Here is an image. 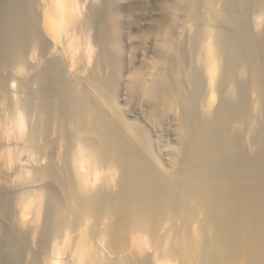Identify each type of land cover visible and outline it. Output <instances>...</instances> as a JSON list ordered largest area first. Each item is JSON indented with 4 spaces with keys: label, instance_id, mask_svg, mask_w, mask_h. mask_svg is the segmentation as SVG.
Masks as SVG:
<instances>
[{
    "label": "bare ground",
    "instance_id": "6f19581e",
    "mask_svg": "<svg viewBox=\"0 0 264 264\" xmlns=\"http://www.w3.org/2000/svg\"><path fill=\"white\" fill-rule=\"evenodd\" d=\"M29 1H26L29 4L25 7L23 5L27 3L22 4L19 0L14 5L9 2L8 5L13 7H4L10 10L3 9L10 13L4 12L0 17V69L30 70L32 77L28 78L27 83L39 86L36 87L37 90L28 92L30 94H26V99H22L24 96L20 98L21 102L16 104V109L13 106L8 111V116L12 118V129L17 135L22 134L24 118L27 117L28 135L25 136V141L28 143L26 150H29L31 158L32 175L30 179H25L28 176L24 173H29L27 169L19 175L26 184L42 186H36V190H26V193L24 191L21 218L24 220L31 214L30 208L37 205L36 199L38 202L39 196L48 198L45 203L50 208V222H46L51 223L47 225L52 227L49 228L51 234L46 238V263L60 264L65 261L62 260L63 251L68 249L66 246L69 244L71 247L69 246L68 256L73 259V264H88V255L93 264H102L98 257L108 256L104 250L106 248L117 256L122 255L120 259L107 260L109 264H165L168 261L170 264H264V154L261 151L262 157L257 158L255 155L260 154L259 150V154L250 155L254 152V147L250 146L253 148L252 151L249 149L250 154L241 150L244 149L243 146L240 147L244 139H250L248 143L253 146H256L255 142H259V134L264 139V41H259L261 50L253 51L251 46L258 41L249 34L248 26V20L251 21L252 16H264V0L206 1L205 5H210V8L215 7L217 2L224 3L218 14L227 20L228 25H232L229 27L232 32L227 27L226 29L233 34H225L227 31L222 33L217 27L221 32L219 34L216 30L218 25L212 20L218 14L216 11V15L210 10V13L207 12L210 14H206L209 16L207 18L216 26L211 22L205 24L206 28L200 30L197 47L192 49L195 50L193 55L196 56L198 66H195L197 68L193 69L192 75H188L191 76L188 81H192L190 84L193 88L192 92L188 91L190 94H182V91L174 88L168 75L170 71L165 74L160 71L161 62L169 58L159 55L157 61H151V49L146 55L142 52L139 54V65L150 62L155 69L140 72L142 83L146 82L144 93L153 95L157 101L155 103L164 105L162 108L166 104L167 107L173 104L177 106L174 112L177 115L174 117L172 112L173 115H168L166 121L169 140L171 139L172 145L176 143L177 147H170L169 140L168 144L164 143L167 145L161 143V147H153L151 142L150 147L145 142V137L147 132L155 133L156 128L153 124L155 130L151 129L152 125L144 121L143 117L141 121L145 124L140 121L143 123L141 125L140 122H128L131 121L129 119L121 121L123 117H120L119 112H115L117 119L113 113H106L109 106L105 105L103 90L107 81L100 75L104 67H101L103 64L98 60L100 55L94 53L95 40L87 32L85 35L84 28L82 31L86 37L77 36L76 32L67 33L76 21L80 23L76 18L80 12V4L76 0H37L41 4H37L35 0ZM75 10L78 12L75 13ZM86 23L88 19L83 24ZM79 27L82 29L83 25ZM87 27L90 28L86 26V29ZM73 29L75 31L76 27ZM81 29L78 33L82 32ZM87 30L90 34L89 29ZM83 34L80 33L82 36ZM51 49L59 56L55 55L59 59H51L52 62L50 58L49 61L46 60L47 52L52 53ZM64 58L70 62V66H67L69 69L74 67L73 71L69 70L73 74L68 75L70 77L66 74L68 68L63 64ZM90 61L93 64L92 73L86 79H81L80 73H84ZM130 72L126 71L124 77L128 78L126 73ZM2 75L3 73L0 76V98L5 96L1 94L11 85L10 81L15 79H11L9 74ZM124 85L123 81L121 86ZM230 87L232 91L229 92L232 93L224 94L225 88L230 90ZM216 98L219 105L216 104L218 107L215 108L212 105L216 103ZM102 104L108 108L105 110ZM254 106L258 108L256 114H262V120L254 113ZM147 107L154 106L152 104L145 106ZM167 107L164 109L168 110ZM211 107L218 109L213 112ZM172 108L174 110L173 106ZM5 113H2L5 116L1 117V121L7 117ZM259 120L263 122L261 127L257 125L262 133L255 128L260 123ZM5 124L7 125V121ZM147 124L149 130L144 128ZM236 124L244 131L240 130L239 134H248L243 139L237 134L238 131H233L242 139L237 141L241 142L240 145L235 144L239 137L233 138L230 133L231 130H236L233 129L237 128L234 126ZM256 130L260 133L254 135ZM157 134L159 133L153 136ZM156 138L158 140L159 137ZM26 145L24 144L25 148ZM9 160L7 157V161ZM32 215L33 218L37 216L34 212ZM70 215L75 218L74 224L68 220V217L71 219ZM89 221L93 224L90 225ZM21 224L24 225L23 222ZM92 226L96 227L95 231ZM65 230L71 231L70 233L75 231L76 235L72 238ZM107 234H113V238L107 239ZM106 239L110 245L103 247L102 243ZM109 240L111 241L108 242ZM127 245L134 249L133 254L130 253L132 248ZM146 246L151 249L148 256L145 255L147 251H144ZM125 249L130 257L131 254L137 257L142 254L147 258L143 261L140 256L141 262L138 258L136 260V256H132L133 261L128 254L126 256ZM90 261L89 264H92Z\"/></svg>",
    "mask_w": 264,
    "mask_h": 264
},
{
    "label": "rangeland",
    "instance_id": "374dc122",
    "mask_svg": "<svg viewBox=\"0 0 264 264\" xmlns=\"http://www.w3.org/2000/svg\"><path fill=\"white\" fill-rule=\"evenodd\" d=\"M12 1L15 3L18 0H12ZM19 1H21L22 4H24V3H27L29 0H19ZM76 1L78 2L77 4H80L79 5L80 7L78 8L80 12L78 13L79 14L78 17L76 16V18H78L80 20L79 21L80 23H77V21H76L77 19H76L75 20L76 23L74 25H79V26L83 25V27L81 29V27L74 26L72 24L73 26H71V28L69 27L70 29L67 30L68 31L67 33L70 34V32H72V33L76 32L77 36L84 37L86 35V32H87V35L92 36V38L95 40L96 46L94 47V53H96L97 56L100 55V56H98V60L100 61V63L102 62L101 64H103V65H101V67H104V68H102L103 70L100 72V75L104 78L105 81H107V82H105V85H104L105 89L103 90L106 93V94L104 93V97L106 98L104 101L106 102V104L104 103V101H103V104L109 106V108H108V106L104 105L105 106V108H104L105 110L108 108L106 113H108V115H109L110 112H111L110 115L113 113L114 117H116V119H117L118 117H117L116 114H118V112H119V114L120 113L122 114V115L120 114V117H123V119L121 118L122 119L121 121H124V120L128 121V119H129L131 121H128V122H136V123L137 122L139 123L141 121L142 117H143L144 121H146L149 125H152V126H150L151 129L155 130V128H156V130H155L156 132L155 133H159V134L153 136V134H155L154 132H153V134H151L152 133L151 131L147 132L148 134L146 135V137L149 138V139H146V137H145V142H147V144H149V145L152 142L151 145L153 147H155V146L156 147H161L162 144L167 143V141L170 138L168 133H167V129H168L167 126L168 125H166V123H167L166 121H168L167 120L168 115L171 116L176 111L175 108H177V106H175L173 104L172 105L174 107V110H173L171 105L167 107V104H166V106L164 107V108H166V107L168 108V110L166 109L167 110L166 111L164 108H162L164 106L163 104H162L163 106L162 105L159 106L158 103H155L157 101L155 100V98H153V95L146 94V92L144 93L145 90H143V89H144V85H145L146 82L144 84L142 83L141 77H139L140 76V72H142V70H144V69L150 70V69H154V68L151 67V63L150 62L148 64L146 63V64L139 65L138 64V56H139V54L141 52L145 53L144 55H146V54H148L149 51L152 50L153 55L151 57V61H157V57L159 55H163V56H165V58H169V60L166 59V60H163L164 61L163 63L161 62L162 66L161 65H159V66L162 69L160 68V71L161 70H162L161 72L164 71L163 74L169 73V71H170V73L168 75L171 77L172 81L170 80V82H171L172 85L174 84L173 85L174 88L177 89L178 91L179 90L182 91L181 92L182 94L183 93L184 94L185 93L186 94L187 93L190 94V92H192L191 89H193V88H192V85H191L192 81L191 82L188 81V79H190L191 76L188 77V75H192L193 69L195 70V68H197L195 66H198L196 64V59H195L196 56H194L195 55L194 54L195 50H192V49H195L197 47L196 45H197V43L199 41L198 37L201 34L200 30L203 29V28H206V26L208 24H210V22L213 23L212 22V20H213V21H215V23L218 26H216L215 23H213L215 25H213V24L212 25L216 26V28L218 27L222 33L227 31L225 34H227V35L233 34V33H230V31L232 32V29L229 28V27H232V25L231 26L228 25L227 22H226L227 20L224 19L222 16L219 17V14H218L223 9L222 7L224 6V3L222 4V2H217L218 4L214 5L215 7H211L210 8V5H205L207 0H79V1L76 0ZM9 2H10V4L14 5V3H12L10 0H0V17H2L4 15V12H5V14L10 13V12L6 11L8 8H12L13 7L10 4L8 5ZM30 2L31 1H29V3ZM35 2L37 4H41V3H38L37 0H35ZM29 3L24 4L23 6L25 7V5H28ZM207 6H209V7L206 8ZM4 7H8V8H4ZM3 9H6V10H3ZM211 9H213V10H211ZM1 10H3V11H1ZM8 10H10V9H8ZM209 10H210V12L211 11L214 12L215 15H216V13L218 14V15L214 16V18H212L211 21H209V19L207 18V17L210 16V14H208V13H210ZM215 11H216V13H215ZM77 12L78 11L75 10V13H77ZM206 14H208L209 16H206ZM259 16L258 17H257V15L256 16H252L251 21L248 20L249 21V23H248L249 25L248 26H249V31H250V32L249 31L248 32H249V34L250 33L252 34V37L255 36L254 38L255 39L257 38L256 40L258 41L257 42L258 43V47H257V43H256V45L251 46L252 50L253 49L254 50L260 49L261 50V48L263 47L262 48V52H263L264 44L261 47L260 44H259V41H261L260 43H262L264 41V37H263L264 36L263 35L264 34V29H263L264 28L263 27L264 26V20H263L264 16H262V15H261V17H259ZM87 19H88V23H86V25H84L85 22H87ZM207 19H208V23L206 21ZM253 19H254V21H253ZM144 20H145V22H148V21H151V22H148L149 23L148 24V23H145ZM217 22H219V23H217ZM90 23H91L92 26L90 25ZM92 23H94V24H92ZM205 24H207V25H205ZM259 24H260V26H259ZM204 25H205V27H204ZM86 26H90V28L87 27V29H89V33L91 32L90 34H88V30L86 29ZM73 27L74 28L76 27L75 31H72V30H74ZM226 27H227L228 30H230L229 32L226 29ZM257 27H259V28H257ZM83 28L85 29V35L83 34L84 31H82ZM196 28H198V29L195 30ZM216 28L214 27V30ZM218 28L216 29L217 31L219 30ZM223 28H225V29H223ZM80 29L82 31L80 33L83 34V36L80 35V33H78V30L80 31ZM250 29H252V30H250ZM220 31H218L219 34L221 33ZM234 35H235V33H234ZM193 37H195L194 41H193ZM148 48H149V50H148ZM51 52L52 53H50V54H48V52H47L46 60L48 59V61H49V58H50V62H52V60H54L56 58L59 59L58 58L59 56L57 55L56 52L54 53L52 49H51ZM55 55H57L58 57L55 56ZM166 55H168L169 57L168 56L166 57ZM185 56H187V57H185ZM262 56L264 58V53H263ZM66 59H65V61H66ZM106 59L108 61H106ZM170 59H171V61H170ZM174 59H175L176 62L174 61ZM62 61H63V64L65 63L64 65H66V68H68L70 66L69 65L70 64L69 60H67L68 62L67 61L65 62L64 60H62ZM90 62L91 63L88 64V67L87 68L85 67L86 69L84 68L85 69L84 73H80L81 79H83V78L86 79L87 75L89 73H92L91 69H93V64H92V61H90ZM167 62H168L169 65H171V63H173L174 65L172 64L171 67H170L167 64ZM109 63H110V65H109ZM189 64H190V66H189ZM40 66L42 67L43 63ZM172 68H174V69H172ZM72 69L74 70V67H72L70 69L68 68V73L69 74L66 73L67 77H70V76L73 75L72 72H70V71H73ZM186 69L189 71V73H188V71ZM9 70L10 69H0V73L1 74L2 73H3V75L9 74V75H11L13 77V78L10 77L11 79L15 78L14 80L10 81L11 85L6 87L7 88L6 90L8 91V93L5 90L4 93L1 94L2 96L3 95H5V96H3V98L2 97L0 98L1 99L0 100V113H1L0 119H1L2 116H5L2 113H5V111H6L5 114H7L6 115L7 117L4 118L7 121V125L5 124L6 121L4 122V119L2 120L3 122L0 120V122L3 123V124L0 123V132H1L0 133V135H1L0 136V145H1V147H0V211H1V213H0V264H45L46 263L45 250H46V247H47V244H46L47 243V239L46 238L51 234L50 229L52 227V225H51V227L48 226L51 223H49V224L47 223V222H50L49 219H48L50 208L48 206H46V203L48 202V198L45 197L44 195H41V198L39 196L38 197L39 198L38 202H37V199H36L37 205L36 206L32 205L31 208H30L31 214H29L27 216V218H25L24 220H23V218H21V212H20L21 200H23L24 195L26 193V190H34L37 185L34 186L35 184L33 185L31 183H27L28 184V186H27L25 181L24 180L22 181L21 176L19 175V174H21V175L23 174V173H21V171H23V170H24L23 172H26L28 170L29 173H30V174L27 173V172L24 173V174H27V176H28V177L25 176V177H27L25 179H30L31 175H32L31 172H30L32 170L30 168V166H31L30 164L31 163H30V160H29L31 158H29V156H30L29 150H26V149H28L27 148L28 146L26 145L28 143H26V141H25L26 140L25 136L28 135V134H26V133H28L27 132L28 123L26 125V120H25V118H27V117L25 116V118H24L25 122H24V129H23L22 134L17 135L15 133V131L12 129V126H13L12 118H9V116H8V111L11 110V108L13 106L16 109L17 108L16 104H19V102H21V101H19V100H21L20 98H22L24 96L22 99L23 100L26 99V97H28L27 95L30 94L28 92H32L34 89L37 90V88H39V86L37 84H36L37 86H34L35 84L32 86L31 84L27 83L29 81L30 77H32V74H30V73H32V71L29 70L27 72L25 70H23V71L20 70L21 71L20 72L18 69L17 70L14 69L15 71L14 70L9 71ZM128 70H130L131 72L130 73H126L128 75V76L126 75L128 77V78H126V77H124V75H125V72L128 71ZM154 70H152V73H153ZM1 74H0V76H1ZM154 74H156V73L154 72ZM3 75H2V77H3ZM68 75H70V76H68ZM5 76H7V75H5ZM242 77H244V76H242ZM125 78H126V80H125ZM134 78H136V79H134ZM179 78H181V79H179ZM177 80H178V82H177ZM123 81L125 83L124 87L121 86V84H123ZM138 81H139V83H138ZM185 81H186V83H185ZM133 82H135V84ZM29 85H31V86H29ZM179 85H180V87L178 88ZM183 85H184V87H182ZM190 86H191V88H190ZM226 89L227 88H225V92L223 91L224 94L232 93V92H229V91H232L231 87H230V90L227 89V92H226ZM188 91H190V92H188ZM141 94H142V96H141ZM107 97L110 98L111 100L108 99ZM189 97L191 98L192 96H189ZM217 98H216V103L214 102L215 105L214 104L212 105L213 107L215 106V108H216L217 105H219V104H217L219 98H218V100H217ZM253 98H254V95H253ZM234 100H236V99H234ZM149 102L151 104H149ZM103 104H102V106H103ZM152 104L155 107V109H152L154 107L145 108V106L152 105ZM9 106H11V107H9ZM8 107H9V109H8ZM112 107L114 109H112ZM213 107H211V108H213ZM211 108H210L211 112L213 111V109H214L213 112H215V110L217 111V109H218V108L217 109H215V108L211 109ZM254 108H253L254 109L253 111L256 114V112H258V108H257V106H254ZM153 110L156 111V112H154ZM152 111H153V113H152ZM115 112H117V113L115 114ZM178 112L179 111L177 110V113ZM152 114H154V115H152ZM260 114L261 113H257L256 115H257V117L259 116L258 118L260 120H262L263 116L261 114V116H262L261 117ZM135 115H137V116H135ZM159 115H160V117H159ZM176 115L174 113L173 116L175 117ZM111 117H113V116H111ZM137 117H140L139 118L140 120L139 119L136 120ZM150 118H151V120L153 122L150 120ZM262 121L264 122V120H262ZM141 122H143V121H141ZM141 122H140V124L143 125L144 122L143 123H141ZM263 122H261V121H260V123L258 122V124H256V126L257 125H259V126L261 125L262 126ZM4 124L6 125L5 126V128H6L5 129V133L3 132ZM148 124H147V127L145 126L144 128L148 129L149 128ZM153 126L155 128H153ZM234 126H237V128L236 127L233 128ZM234 126L232 128L236 129V130H231L232 132L229 131L230 133H232L231 136H233V138H236V137H239L238 135H241L240 137H243V139L246 138L245 136H247L248 134L245 135V136L243 135V134H246V133H243L244 131L242 130V127L240 126L241 127V129H240L239 125H237V124L234 125ZM256 126H255V128H257V130H259V128L261 127V126L260 127L259 126L256 127ZM253 127H254V125H253ZM163 130H164V132H163ZM240 130L243 131V132H241L242 134L241 133L239 134ZM257 130H256V132L255 131L253 132L254 135L257 132H258L257 134H259L262 131V129L259 130L260 132L257 131ZM233 131H236V132L238 131L237 132L238 135L236 134L237 135L236 136L235 135L236 132L233 133ZM2 132L5 135H3ZM160 132H161V134H160ZM262 132H264V131H262ZM6 133H8V134H6ZM151 136H153L154 138L153 137L151 138ZM157 136L159 137L158 140L160 139L159 141L156 140ZM259 136L261 137L262 134H259ZM53 137H54V135L51 136V138L54 140ZM240 137L237 138L236 142L234 140L235 144L237 143L238 145H240L241 142L240 143L237 142L239 140L242 141V139H240ZM260 137H259V142L260 143L257 141L258 143L255 142V144H254L256 146L250 145L248 143V142H250V139H248V141L246 139H244L243 140L244 144L242 143L241 146H240V147L243 146L242 148H244V149H241V150L243 152H245V153H249L250 150L251 151L253 150V148L252 149L250 148V146H252V147H254V150H253L254 152H251V154L250 153L249 154L250 155H252V154L255 155V153L259 154V151H260V154L259 155H255V156H258L257 158H260L259 156L262 157L261 151L264 154V152H263L264 149H262V148H264V145H261V144L264 142V139L262 137L261 138ZM165 138L166 139L168 138V139L166 140ZM247 138H249V136ZM22 139H24V140H22ZM154 141H156V142L154 143ZM170 141H171V139L168 142H170ZM23 142H25V143H23ZM40 142L42 143V141H40ZM158 142H160V144L161 143L162 144L158 145L159 144ZM246 142L249 144V146L247 145ZM18 144H20V145H18ZM24 144L26 145V148H25ZM167 144H164V145H167ZM151 145H150V147H152ZM168 145L170 147H177L176 143H175V145L174 144L172 145V143L168 144ZM240 147H239V149H240ZM245 147H247V148H245ZM259 147H261V149H259ZM17 150H19V151H17ZM246 150H248V151L246 152ZM16 151H17V153H16ZM27 151H28V153H27ZM14 154H16V155H14ZM17 155H19V158H18ZM6 156L9 157V159H10L9 161H7V157ZM27 161H29V162L27 163ZM27 167L30 168V169H28ZM21 168H23V169H21ZM16 170H18L19 172L16 171ZM16 172H17V174H16ZM21 185H24V186H21ZM39 185L40 184H38V186ZM29 188H31V189H29ZM38 188H36V189H38ZM19 191H21V192H19ZM24 191H25V193H24ZM18 193H20L19 194L20 196L18 195ZM22 194H23V197L21 196ZM45 200L47 201L46 203H45ZM33 212H34V214L35 213L37 214V216L34 217V218H33V215H32ZM46 212H48V213H46ZM41 215H42V217H41ZM44 215H46V217H43ZM70 216H71V219H70V217H68V220L72 224H74V222H75L74 219L75 218H74L73 215H70ZM43 218L45 219L44 221H43ZM46 220H47V222H46ZM52 220H54V219H52ZM21 222H23L24 225L21 224ZM91 223L92 222H90V225L93 224V223L92 224ZM92 229H94L93 231H95L96 227L92 226ZM165 229H166V227L163 228V230H165ZM65 231L67 232L68 230H65ZM70 232L71 231H69L67 233L71 234V237L73 238V235L75 236L76 232L75 231H74V233H73V231H72V233H70ZM108 233H110V231H108ZM105 235H106V233L104 234V236ZM107 235H109V234H107ZM111 235H113V234H111ZM111 235H109L108 237L106 236V238L107 239L113 238V237H115L116 234L114 233L113 237ZM71 237H70L69 240L72 239ZM104 238L102 237L103 240H105ZM9 239L11 241L13 239V241L11 242V241H9ZM107 239H106V241H103L104 242V243H102L103 247H104V245H105V247H107L106 245H108V244L110 245V243H107ZM110 241L111 240H109L108 242H110ZM114 242L117 243V240L114 239ZM68 243L71 244V241H69ZM119 243H120V241H119ZM5 244H9V245H5ZM14 245H16V246H14ZM39 245L42 246V247H40ZM67 245L68 246H66V247H68V249L65 248L66 251H63L64 252V254H63L64 257L62 256V260H65V261L61 262L60 264H67V262H68V264H73V262H74L73 259H70V257L68 256V254H69L68 251L70 250V248H69L70 245L69 244H67ZM98 245L100 246V243H98ZM91 247H93V246L91 245ZM110 247H112V246H110ZM127 247H129V245H127ZM127 247H126V249H127ZM129 248H132V247L130 246ZM129 248L127 249L128 251L130 250ZM149 248H150V246H148V247L146 246V250L144 248V251L145 252L147 251L146 254H145L144 251H141V252H144L143 254L148 256V254L151 253V249H149ZM8 249H10V250H8ZM106 249H104V250H105L106 255H108V256L102 257L100 255L103 254V253H101V254H99L100 257H98V259H99L98 261L102 262V264H109V263H107V260L109 262V260L112 261V259L113 260H116L117 258L120 259V257L122 256V255L118 254V256H119L118 257L110 249H107V250ZM126 249L124 250L125 252H126ZM132 249H131V252L129 251L130 253H132V251L134 252V249L133 250ZM9 251H12V252H9ZM108 251L109 252L111 251V252L109 253ZM128 251L126 252V256L129 253ZM88 254H90V252ZM132 254H131V257H130V255H129V257L132 259L134 256H136L135 258H136L137 261H138V259L141 261L140 258H142V257H143V261H144L145 257L147 258V256L144 257V255H142V254L140 255L142 257H140V256L137 257V255H135V254L132 255ZM101 257H102V260H101ZM88 260H89V255L87 256V262L89 264V261L91 259L89 261ZM132 260L134 261V259H132ZM143 261H141V262H143ZM147 261H148V259H147ZM134 263H138V262H134ZM166 263H169V261L166 262ZM176 263L177 262H175L174 264H176ZM160 264H162V263H160Z\"/></svg>",
    "mask_w": 264,
    "mask_h": 264
}]
</instances>
